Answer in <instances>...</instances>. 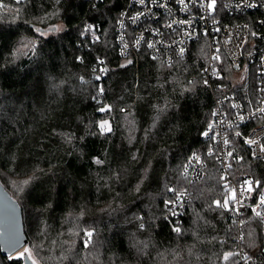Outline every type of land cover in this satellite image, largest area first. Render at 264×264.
Segmentation results:
<instances>
[{
  "label": "trees",
  "instance_id": "16d2710c",
  "mask_svg": "<svg viewBox=\"0 0 264 264\" xmlns=\"http://www.w3.org/2000/svg\"><path fill=\"white\" fill-rule=\"evenodd\" d=\"M126 4L0 0V181L22 207L27 253L35 264H234L237 248L263 243L264 228L258 220L239 226L230 205L216 207L230 193L221 145L203 131L224 91L257 102V80L235 82L222 54L221 75L205 83L206 38L172 64L145 48L120 55L116 25ZM58 23L60 31L40 32ZM263 120L236 131L246 135ZM103 121L111 132L100 131ZM228 141L233 180L260 181L263 191L264 160L234 132ZM194 152L205 173L190 182L183 173ZM183 190L175 219L169 202ZM9 257L0 248V264H25Z\"/></svg>",
  "mask_w": 264,
  "mask_h": 264
},
{
  "label": "built area",
  "instance_id": "2783aa9c",
  "mask_svg": "<svg viewBox=\"0 0 264 264\" xmlns=\"http://www.w3.org/2000/svg\"><path fill=\"white\" fill-rule=\"evenodd\" d=\"M210 3L211 0H144L143 3L140 0H127L116 25V48L122 56L145 48L151 58L172 64L187 56L190 43L206 38L209 44V59L203 72L205 81L209 84H213L212 78L221 75L222 54L237 71L246 73L244 77L249 76L252 68L255 69L257 102L254 103L248 97L245 103L234 93L224 91L217 96L212 119L203 131L208 132V135L203 136L212 138L215 143L221 145L217 160L223 168L226 182L237 189L238 202L230 204L235 222L245 227L251 221L258 220L264 228V205L260 203L264 190L257 192L256 185L250 178L233 180L229 173V151L227 144L223 143L224 139H229L231 132L235 135L239 133L236 131L237 126L246 125L256 118L264 119V112L259 111L264 108V0H216L214 9L209 8ZM257 11L261 14L257 15L255 22L245 18L246 14ZM230 16L236 20L227 21ZM150 44L153 46L149 47ZM181 49L184 50L183 53ZM239 136L244 142L257 141L255 144L245 143L256 159L264 160V152L260 151V146L264 145V120L253 126L246 135ZM194 154L200 158L198 162L192 159ZM186 165V176L190 182L202 179L205 163L200 153L194 152ZM247 181L253 182L255 191L248 193L242 190V186L247 188ZM181 192L186 195L181 197L180 202L168 206L170 217L175 219L184 211L188 199L186 190L178 192L177 196ZM257 212L260 213L259 216L256 215ZM236 239L244 244L247 240L245 231ZM262 239L261 244L259 240L251 247L237 248L234 264H264V235Z\"/></svg>",
  "mask_w": 264,
  "mask_h": 264
},
{
  "label": "water",
  "instance_id": "95a60500",
  "mask_svg": "<svg viewBox=\"0 0 264 264\" xmlns=\"http://www.w3.org/2000/svg\"><path fill=\"white\" fill-rule=\"evenodd\" d=\"M13 240L17 242L10 244ZM27 244L22 207L0 181V248L2 253L14 255ZM29 257L28 253L23 256L25 264H33V260Z\"/></svg>",
  "mask_w": 264,
  "mask_h": 264
},
{
  "label": "snow or ice",
  "instance_id": "6c2138e0",
  "mask_svg": "<svg viewBox=\"0 0 264 264\" xmlns=\"http://www.w3.org/2000/svg\"><path fill=\"white\" fill-rule=\"evenodd\" d=\"M140 2L143 3L144 0H140ZM181 2H182V0H181ZM215 3H216V0H211V3L208 5L209 8L214 9V8H215ZM138 15H139V14H138ZM137 43H139V41H137ZM152 46H153V45H151V44L149 45V47H152ZM180 51H181V53H183L184 50L181 49ZM216 58L218 59V57H216ZM100 63H102V61H101ZM128 63H131V61H128ZM123 66H124V65H122L121 67H123ZM100 71H101L102 73H106V72L108 71V69H106V68H101ZM100 78H101L100 76H96V77H95L96 80H100ZM81 79H82V82H83V78H81ZM205 83H207V81H205ZM99 91L102 93V92L104 91V89L101 87V88L99 89ZM110 110H111V106H106L105 108H101V109H100V111H102V112H104V111H110ZM259 111H260V112H264V108L259 109ZM240 119H243V117H240ZM99 128H100V131H101L102 133H107V132H111V131H112V129H111V127H110L108 121H103V122H101L100 125H99ZM209 128L211 129V125L209 126ZM203 135L207 136V135H208V132L203 133ZM236 135L239 136L240 133H236ZM245 142L248 143V144H255V143H257V141H255V140H246ZM223 143L227 144V143H229V141H228L227 139H224ZM260 151H261V152H264V145H261V146H260ZM209 154H211V153H209ZM228 156H232V153L229 152V153H228ZM192 159H195V160L198 162L200 158H199L198 156H195V154H194V156H193ZM96 162H97V163H101L100 160H97ZM190 163H191V160H190ZM229 167H230V165H229ZM187 169H188V166L185 165V172L183 173V175H185V176H186V174H187ZM221 179L223 180V179H225V178H224V177H221ZM246 184H247V188H246V189H244L243 186H242V190H243V191H247L248 193H251V192L255 191V189L253 188V182H252V181H247ZM255 184H256V187H259L260 184H261V182H260V181H256ZM224 187H225L226 189H228L230 195L227 196V197L224 199L223 202H221V201H219V200L215 201L216 207H217V208H220V209H228V208H229V205H230L231 202H238V201H237V189L234 188V187H231L227 182L225 183ZM169 191H173V192H175V189H169ZM184 195H186V193L181 192V193L176 197V200H175V201H170L169 203H170V204H177V203H179L181 197H183ZM260 203H261V205H264V194H262V195L260 196ZM174 214H175V213H174ZM256 215L259 216L260 213L257 212ZM174 231L179 232L180 229H179V228H175ZM86 236L88 237V240L85 241V246H87V243L90 242V239H91V236H92V232H90V231L87 232V233H86ZM241 239H243V237H241ZM16 242H17L16 240H13V241H10V244H15ZM28 251H29L28 249H25V253H27ZM25 253H21L20 256H24ZM232 255H234V254H233V253H226L225 256H224V259H225V260H228ZM12 258H13V257H11V256L9 257V259H12ZM29 259H30V257H29ZM246 259H251V258H250V257H246ZM33 264H35L34 261H33Z\"/></svg>",
  "mask_w": 264,
  "mask_h": 264
},
{
  "label": "rangeland",
  "instance_id": "374dc122",
  "mask_svg": "<svg viewBox=\"0 0 264 264\" xmlns=\"http://www.w3.org/2000/svg\"><path fill=\"white\" fill-rule=\"evenodd\" d=\"M62 28H63L62 24L58 23L57 25L52 26V27H49V28H47V29H45V30H41L40 32H41L42 34L55 33V32L60 31ZM245 74H246V73H245L244 71H237V72H235V73L233 74V80H234L235 82H236L237 80H241L240 78L244 77ZM252 76H254V77H253L254 79H255V78L257 79L255 73H253L251 76L249 75V76H246V77H248L249 80H250V78H252ZM25 249H27V247L23 248L22 250L18 251V252L15 253V254H21V253H24V252H25Z\"/></svg>",
  "mask_w": 264,
  "mask_h": 264
}]
</instances>
